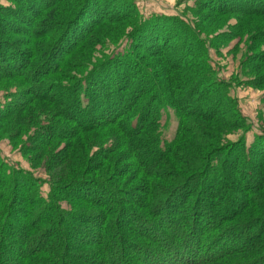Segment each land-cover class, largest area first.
Here are the masks:
<instances>
[{"label": "trees", "instance_id": "trees-1", "mask_svg": "<svg viewBox=\"0 0 264 264\" xmlns=\"http://www.w3.org/2000/svg\"><path fill=\"white\" fill-rule=\"evenodd\" d=\"M15 1L30 16H16V29L0 31V79L17 77L24 87L0 108V122L25 124L40 108L47 111L51 120L37 122L47 132L33 147L49 161L65 156L59 167L66 171L47 182L0 158V264H264V131L247 147L251 124L206 60L197 66L166 60L154 66V77L152 63L136 57L145 47L131 34L124 54L106 57L74 81L62 68L91 36L86 23L99 11L89 8L96 0H80L65 23L55 21L50 0H36L40 11L33 1ZM241 3L247 9L232 7L235 0L194 4L199 11L264 18V0ZM254 33L252 43L264 44V30ZM249 63V84L264 85V53ZM192 86L195 102L184 92ZM167 108L178 121L170 141L160 139ZM67 124L72 128L63 132ZM191 125L203 138L196 146L187 144ZM239 130L236 143L220 138ZM96 146L99 155L91 158ZM87 234L94 240H84Z\"/></svg>", "mask_w": 264, "mask_h": 264}, {"label": "rangeland", "instance_id": "rangeland-1", "mask_svg": "<svg viewBox=\"0 0 264 264\" xmlns=\"http://www.w3.org/2000/svg\"><path fill=\"white\" fill-rule=\"evenodd\" d=\"M29 1L36 3L32 6L35 11L43 10V7L40 6L41 2ZM81 1L84 2V0ZM196 1L199 0H96L97 3L93 1L89 8L91 10L99 9V11H93L92 17L86 23V28L92 29L91 36L88 35L90 36L88 41L71 54L68 59L71 65L62 69H67L69 77H73L74 81H77L95 67H100L98 65L105 61L106 57L124 54L130 44L127 37L131 34L136 42L140 40V43L145 47L144 50L138 51L136 57L143 64L152 63L148 67L154 77L157 75V70H154L157 63L164 64L167 60V63L175 66L184 63L197 66L205 59L214 73L215 81L222 83V89L226 90L227 95L235 101L237 112L247 124H251L250 131L245 134L248 147L252 143L254 135H260L264 131V85L254 87L248 82L254 78L246 76L249 71L247 65L253 63H249L250 57L254 54L261 56L264 53V44H260L255 39L252 40L256 41V44L251 41V38H257L253 37L257 33H254L256 30H264V18L258 20L246 16L239 18L232 12L222 15L215 9L199 11L195 8ZM48 2L49 4L45 2L46 6L55 4V21L65 23L72 11L78 7L80 0H58L57 3L50 0ZM236 4L243 5L241 0H235V4L231 6H236ZM0 6L5 8L4 10L0 9V19L7 25V27L0 25V31L3 34L7 29L8 31L16 29L15 27L19 24L16 16H25L26 18L30 16L29 11L24 8L22 3L15 0H0ZM245 9L247 8L243 5L242 10ZM126 15H130L129 19L120 21L119 18ZM140 32L141 34H139ZM9 40L13 41L8 38ZM20 40L18 38L17 41ZM201 43H205V45H203L202 52H199ZM179 52L181 55L183 52L185 53L183 57L180 56L181 60L178 59ZM81 67L83 68L81 69ZM165 68L168 69L166 65ZM193 71L187 69V74ZM169 72L172 70L170 69ZM20 82L21 79L17 77L0 79V108L9 101L8 97L23 90L24 86H18ZM184 92H191L188 100L193 99L195 102L197 89L194 90L193 86L187 87ZM37 103L35 100L34 104ZM46 107L51 110V106ZM198 111L202 113V107ZM46 114H48L47 111L40 108L38 113L30 115L28 121L24 120L25 124L22 121L5 119L0 122V158L16 168L29 172L34 178L49 182L51 176L66 170L64 166L59 167V163L64 161L65 156L64 159L60 156L59 159H50L49 161L48 158L44 159V154L40 158L42 155L39 147H33L35 140L42 139L41 133L47 132L43 127L47 124L44 121L51 119ZM161 114L160 139L170 141L178 123L177 115L171 108H167ZM27 122L32 123L28 130ZM37 122L44 124L39 126ZM204 126L209 128L208 124H204ZM67 128H72V125H65L62 131L66 132ZM196 129L195 126L186 129L190 134L188 146H196L197 139H203L197 136L199 134L196 133ZM242 133L243 130L231 131L224 133L220 138L225 143L233 144L240 139ZM25 143L29 144L28 148H22ZM106 144L110 143L106 142ZM62 146L63 144H60L56 149L52 148V150L55 149L52 154H57ZM96 147L92 150L91 158L94 153V158L99 155L100 150L98 146ZM22 149L24 154L20 152ZM153 174L157 175L156 171ZM41 190L47 193L49 187L43 185ZM147 229L144 228L143 231L147 232ZM83 239L94 240L88 234L83 236Z\"/></svg>", "mask_w": 264, "mask_h": 264}]
</instances>
